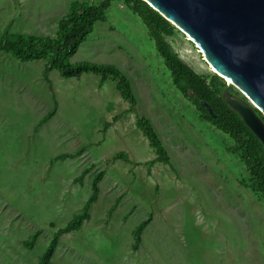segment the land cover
<instances>
[{
    "label": "rangeland",
    "instance_id": "rangeland-1",
    "mask_svg": "<svg viewBox=\"0 0 264 264\" xmlns=\"http://www.w3.org/2000/svg\"><path fill=\"white\" fill-rule=\"evenodd\" d=\"M77 1L0 0V39L53 38ZM106 16L70 61L121 70L136 98L132 111L111 79H64L45 72L43 60L23 63L0 51V264H40L56 231L85 208L98 172L89 220L59 238L53 264H264V201L240 184L228 137L197 119L173 89L136 15L113 2ZM167 42L198 74L215 73L186 34L177 30ZM140 116L159 135L171 166L147 164L156 154L136 125ZM81 147L75 158L56 159ZM120 153L129 162L115 159ZM149 215L134 249L133 231ZM35 233L28 249L24 242Z\"/></svg>",
    "mask_w": 264,
    "mask_h": 264
},
{
    "label": "trees",
    "instance_id": "trees-1",
    "mask_svg": "<svg viewBox=\"0 0 264 264\" xmlns=\"http://www.w3.org/2000/svg\"><path fill=\"white\" fill-rule=\"evenodd\" d=\"M113 2L121 3L146 26L156 54L162 60L163 68L167 72L170 85L192 107V112L197 119L208 123L214 130L228 137L229 141L224 145L227 146V151L235 156L241 167L240 184L249 189L257 199L264 201V145L246 126L239 113L227 104L225 100L226 81L216 73L198 74L188 66L167 42V38H172L177 29L143 0H101L98 3L86 0L77 1L59 19L55 37L6 33L0 39V51L23 63L43 60L45 61V72L56 70L64 79L80 78L89 73L100 76V85L111 79L117 83L121 97L131 104L130 110L132 111L137 106L136 98L130 80L121 70L111 64L71 63L70 61L71 57L79 50L80 45L93 32L95 24L106 22V12ZM229 93L235 98L247 101L234 87H230ZM201 101L211 106L216 118H213L208 110L201 105ZM255 111L264 122L262 114L258 110ZM54 114L55 108L41 119L37 128L47 123ZM136 125L156 154V158L147 164L152 166L161 162L171 166L165 147L150 121L146 117L140 116L136 119ZM84 149L85 147H81L74 153L62 154L56 159L75 158ZM115 159L129 162L124 153L116 155ZM85 173L86 171L79 176V180ZM102 178V172L95 174L91 181V194L85 208L74 216L64 228L56 231L41 256L40 264H53L52 257L59 238L64 234L79 230L82 224L89 220V209L97 200L99 183ZM151 218L149 215L135 227L133 231L134 249H137L142 243V234ZM36 239L37 233L29 241H25L24 246L28 249L32 248Z\"/></svg>",
    "mask_w": 264,
    "mask_h": 264
},
{
    "label": "water",
    "instance_id": "water-1",
    "mask_svg": "<svg viewBox=\"0 0 264 264\" xmlns=\"http://www.w3.org/2000/svg\"><path fill=\"white\" fill-rule=\"evenodd\" d=\"M190 37L227 84L225 100L264 145V0H143ZM230 87L247 101L233 97ZM213 118L211 106L201 101Z\"/></svg>",
    "mask_w": 264,
    "mask_h": 264
},
{
    "label": "bare ground",
    "instance_id": "bare-ground-1",
    "mask_svg": "<svg viewBox=\"0 0 264 264\" xmlns=\"http://www.w3.org/2000/svg\"><path fill=\"white\" fill-rule=\"evenodd\" d=\"M205 59H206V57H205ZM207 60V59H206ZM211 68L214 70V68L211 66ZM215 71V70H214Z\"/></svg>",
    "mask_w": 264,
    "mask_h": 264
}]
</instances>
